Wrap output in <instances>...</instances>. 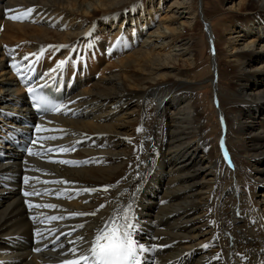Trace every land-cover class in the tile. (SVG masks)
<instances>
[{
	"label": "bare ground",
	"instance_id": "6f19581e",
	"mask_svg": "<svg viewBox=\"0 0 264 264\" xmlns=\"http://www.w3.org/2000/svg\"><path fill=\"white\" fill-rule=\"evenodd\" d=\"M163 1L8 0L5 3L11 12L6 10L4 15L7 17L4 21L0 20V23L3 22L0 25V106L8 104L11 91L20 95L24 85L19 84L13 90L10 82L13 77L22 79L18 70L32 66L31 61L24 57L29 58L30 53L37 52L41 47L46 50L34 66L37 81H53L55 76H60L65 79L66 90L70 83L78 79L79 88L74 94L70 115L64 117L55 114L42 120L48 125L51 123L48 118H51L52 126L60 130L55 133H66V138L90 135L75 151L79 157L89 156L86 164L59 169L60 174H64L63 181L68 182L61 183L59 187L62 190L64 185L70 187L68 194L79 186H86L87 191L94 189V193L86 198L75 195L73 199L67 200L64 197V209L57 214L96 213L70 216L72 220L86 222L77 234V237H83V243L88 242L92 233L103 227L101 224L114 212L130 208L133 194L130 195L137 187V195L140 197L141 192L143 195L141 185L146 171L151 176L145 187L150 185V181L160 188L163 184L168 187L176 183L171 189L169 187L168 192V188H162L160 197L163 205L155 212V218H158L155 223L172 219L166 225L169 230L156 229L150 235L159 241L158 244L175 239L177 246L174 244L173 250L157 258L155 264H161L164 258L181 251L182 257H198L190 264H202L198 253L205 250L212 264H264V121L259 118V114L264 112V59L256 66L248 67L256 52L254 44H264V31H259L261 26L264 28V0H240L238 6L236 3L231 4L220 13L219 5L214 3L210 9L201 10L199 0H169L168 7L163 5L159 8ZM28 3L35 5V10L41 8V13L48 10L44 20L34 21L36 16L26 21L10 18L23 14L25 10L21 8L28 6ZM139 4L142 9H146V13L139 21L122 26L118 14L125 9L133 10ZM14 7L18 9H12ZM215 13L223 15V21L219 20L210 33L202 20L210 23ZM55 20L56 26L47 24ZM104 24L110 30L115 27V30L109 31L108 28V31H102L97 37L106 41L109 50L114 49L112 55L104 53L96 39L89 37ZM142 27V31L148 34L140 39L137 43L139 46L131 49L133 45L126 44L136 38L138 29ZM237 27L239 30L227 38V34ZM82 43L94 47L89 51ZM77 45L83 46V55L79 56L77 49H74L69 56L71 60L66 58L68 62L57 67L69 48ZM204 49L207 78L210 81L216 74L219 79L217 87L210 92L208 105L212 112L214 105L220 107L215 108L217 117L227 122L226 132H231L229 136L219 132L216 122L215 146L210 149L201 145L205 135H202L203 123L198 125L202 115L195 110L199 101L185 95L186 90L192 89L200 80V70L204 64H198L197 60ZM261 54L264 57V50ZM6 58L8 64L4 66ZM14 64L16 67H13ZM223 80L226 82L221 85ZM249 85H258V90L245 92ZM145 91L146 95L147 92L155 95V91L160 94L161 98L155 104L161 105L164 101L161 106L165 109L156 118L154 107L147 106L152 114L149 116V125H146L147 142L146 146L137 149L135 144L140 142L145 133L140 117L142 105L138 103ZM175 99L180 102L176 107L172 105ZM113 104L117 105L116 108ZM76 110L77 114L74 113ZM133 111L136 113L132 114ZM159 118L162 124L157 128H163L164 133L159 138L153 136L150 139V135L156 133L154 125L161 121ZM59 120L64 123L56 124ZM100 120L104 122L99 123ZM231 122L236 123V128L232 129ZM212 128L214 125L206 135L214 132ZM151 140L154 143L152 147L149 146ZM90 145L94 149L87 147ZM211 149L216 151L215 158L212 157ZM149 152L151 157L147 156ZM155 156L157 164L152 165ZM92 162L96 164H89ZM165 163L170 170L163 173L161 170ZM47 177L49 175L33 178L35 189L30 186L25 192L30 191L31 195L23 198L26 208L29 204L42 203L47 198V194H32L49 186L41 182ZM103 188L106 189L102 195L104 197L97 200L96 195ZM78 192L84 193L81 189ZM14 193H0V248L5 246L3 234L18 230L27 233L30 224L25 214L36 215L39 211L33 207L27 208V213L23 211ZM166 199L174 200L164 204ZM86 203L90 205L83 206ZM45 213L48 217L54 212L47 211L40 216ZM168 213L172 215L168 217ZM32 221L30 218L29 222ZM70 237H74V234ZM5 251L0 249V255L3 252L2 256H10ZM28 254L27 251L13 254L19 257L16 264L41 263L38 261L41 253L34 251L27 259Z\"/></svg>",
	"mask_w": 264,
	"mask_h": 264
},
{
	"label": "rangeland",
	"instance_id": "374dc122",
	"mask_svg": "<svg viewBox=\"0 0 264 264\" xmlns=\"http://www.w3.org/2000/svg\"><path fill=\"white\" fill-rule=\"evenodd\" d=\"M8 0H4L2 3H0V5H4L5 4V2H7ZM168 1L169 0H164L163 1V4L161 5V4H159V8L160 7H162L163 5L164 6H167L168 5ZM239 1L240 0H225V1H222L221 2V0H201V2H200V0H199V4H200V9L201 10H206V9H210V7H211V5L214 3V4H218L219 5V7H220V10H219V13H220V11H224L227 7H230L231 6V4H234V3H236L237 4V6L239 5ZM257 1H259V0H252V2H257ZM261 1H263V0H261ZM28 5H32V4H29L28 3ZM4 6H6V5H4ZM139 6V7H138ZM137 7H135V8H133V10H132V8L131 9H125L123 12H120V14H118V18H122V22H125V23H127V21H128V23L129 24H132L134 21H137V20H139V18L141 19L142 17L141 16H143V14H145L146 13V9L144 10V8L142 9L141 8V5L139 4ZM168 7V6H167ZM23 8H25L24 6H23ZM22 8V9H23ZM165 9H167L166 7H165ZM141 10V11H140ZM145 12H144V11ZM200 10V11H201ZM40 11V8L39 9H37V10H35V11H33L32 13H31V15L30 16H32V14H36L37 12H39ZM46 11V10H45ZM127 11V12H126ZM5 13V12H4ZM4 13H2V15H1V17H4L3 16V14ZM161 13V12H160ZM219 13H215V15L213 16L212 15V19L210 20L211 22V24L209 23V22H204V19L202 20L203 21V24L205 25V29L207 28V30L208 31H210V33L212 32V29L215 27V25L216 24H219V20L220 21H223V15H221V14H219ZM253 13V12H252ZM123 15V16H122ZM202 18V17H201ZM127 19V20H126ZM137 19V20H136ZM157 19V18H156ZM24 21H26V20H24ZM120 22H121V20H119ZM218 21V22H217ZM217 22V23H216ZM53 23L54 22H52V23H47V24H49V26L50 27H53L54 25H53ZM3 24V22H1L0 23V25H2ZM255 25V24H254ZM123 26V25H122ZM255 26H258V24H256ZM254 26V27H255ZM113 29H115V28H112L111 30L113 31ZM153 29V28H152ZM108 30H110V28L108 29ZM110 30V31H111ZM237 30H239V28L237 27V29H235V31H230L231 33H229V34H227V38H229V37H232V35H234L235 34V32L237 31ZM259 31H264V28H263V26H261V28H260V30ZM102 31H101V29L100 28H97L96 30H95V32H94V36L96 35V36H98L99 35V33H101ZM143 32V33H142ZM148 33L145 31V30H143L142 31V29H141V33L139 34V36L137 37V39H136V41H135V43L133 44L134 46L132 47V48H135V47H137V46H139L137 43L140 41V39L142 38V37H145L146 35H147ZM226 36V35H225ZM98 42H99V45L101 46V47H103V49H105V51H106V46H107V43H106V41L105 40H102V39H98ZM211 43V42H210ZM137 44V45H136ZM186 45V44H185ZM263 45L264 44H261V43H256V44H254V50L256 51L252 56V58H253V62L250 64V66H248L249 68L250 67H253V66H256L257 64H259L260 62H262L263 61V59H264V57H263V55L261 54L260 55V52L262 51V50H264V47H263ZM210 46H212V45H210ZM238 46H240V45H238ZM257 47V48H256ZM259 47V48H258ZM131 48V49H132ZM212 48H214V47H212ZM131 49H129V50H131ZM205 52V49L204 50H201L200 51V53H199V59L197 60V63L199 64V63H201V62H203V64H204V66L201 68V70H200V72H202L201 73V76H200V80H198V82L197 83H195V85H194V87L192 88V89H188V90H186L187 91V93L185 94L186 95V97L187 96H189L190 98L192 97V98H195L196 99V101L198 102L199 101V103H197V105H198V108H196L195 110H197L198 111V113L200 114V115H202L201 116V121H199V123H198V125L202 122L203 123V129H202V135H205V139L202 141V139H201V137H200V142L202 141V144L201 145H204L205 147H207V148H211L212 146H215V134L217 133V125H215V123L217 122V124H218V126H219V132H221V133H223L224 135H226V134H228L227 132H226V126H227V122H225V121H223L222 119H221V117H220V120H219V117H217V108L218 109H220V107L218 106V105H214L213 107H215L214 108V111L212 112V109H210L209 108V105H208V103H209V99H210V97H209V95H210V92H211V90L214 88V87H217V85L219 84V79H218V77L216 76V74H214V78L213 79H211L210 81H209V79L207 78V72H208V66H207V62H206V54L204 53ZM6 62V61H5ZM4 61H3V65L4 66H6V64L7 63H5ZM215 63V62H214ZM204 68V69H203ZM108 74V73H107ZM104 75V74H103ZM205 75H206V77H205ZM105 76V75H104ZM224 82H226L225 80H223L220 84L222 85V84H224ZM11 84H12V81L10 82ZM224 87H226V86H224ZM257 87H258V85H256V86H254V85H249V86H247L246 87V89H245V92H251V91H253V92H256L258 89H257ZM14 88H15V86H13V90H14ZM11 89V90H12ZM215 90H216V88H215ZM149 92L150 91H153V90H148ZM149 92H147V95H146V91L145 92H143L142 93V95L140 96V100H139V102L138 103H140V106H141V108H142V112H140V117H141V124H143V132H145L144 134H143V136H142V138L143 139H145V140H142V138L140 139V142L139 143H137V144H135L136 146H137V149L140 147V148H143L144 147V145L146 146V142H147V139H146V133H147V131H146V129H147V127H146V125H149V121L151 120V117H149V116H152V114L149 112V110L147 109V106L149 107V106H153L154 107V112L153 113H155L156 114V118H158L157 117V114H160L161 112L163 113L164 112V107H162L161 105L164 103V101H160L161 102V105H160V103H158V104H155V102L157 101L158 102V99L159 98H161V96H160V94L158 95L157 94V92L155 91V95H150L149 94ZM243 92H244V90H243ZM191 95V96H190ZM150 96H151V98H150ZM168 96H169V94H168ZM147 97V98H146ZM145 100V101H144ZM153 100V101H152ZM164 100H165V97H164ZM176 100V101H175ZM175 100H173L172 102V105H174L175 107L180 103L179 101H177L178 99H175ZM213 100V99H212ZM176 103H175V102ZM215 100H213V102H214ZM144 102H145V104H144ZM156 102V103H157ZM216 103H217V101H215ZM175 103V104H174ZM215 103V104H216ZM211 104H212V101H211ZM214 104V103H213ZM114 106H115V108H116V104H113ZM113 105H111V107H114ZM161 110V111H160ZM163 110V111H162ZM168 110V113L170 112V110H171V107H170V109H167ZM194 110V111H195ZM112 111V110H111ZM157 111V112H156ZM194 111L192 112V113H194ZM216 111V112H215ZM160 112V113H159ZM136 113V111H133L132 112V114H135ZM263 114V115H262ZM256 116H257V114H256ZM263 116V117H262ZM145 118V119H144ZM161 119H163L162 117H160ZM159 118V120H161ZM259 118L262 120V121H264V112L263 113H260L259 114ZM146 120V121H145ZM158 120V121H159ZM102 122H104V120H100V122L99 123H102ZM143 122V123H142ZM224 122V131H223V129H220V125L222 124ZM159 123V124H158ZM162 124V120L161 121H159V122H157V124H155L154 125V128H155V131H156V133L155 134H151L150 135V139H152V137L154 136V138L156 139V137H160V136H162L163 135V133H164V130H158V128H157V126H159V125H161ZM213 125H214V128H212V129H214V132L213 133H210V134H207L206 135V133H208L209 131H210V129H211V127H213ZM231 125H232V129H234V128H236V123L235 122H231ZM153 125H151V127H152ZM162 127V126H161ZM153 128V129H154ZM152 130V129H151ZM149 131V130H148ZM216 132V133H215ZM158 133V134H157ZM215 133V134H214ZM231 133V132H230ZM228 134V136L229 135H231V134ZM162 134V135H161ZM232 134L233 135H236L234 132H232ZM158 135V136H157ZM217 135V134H216ZM223 135V136H224ZM156 136V137H155ZM221 136V135H220ZM231 137V136H230ZM165 140L167 141V139L165 138ZM152 144V145H151ZM153 144L154 143H152V140L150 141V143H149V146L150 147H152L153 146ZM169 145V144H168ZM168 145H166V150H167V148H168ZM169 146H171V145H169ZM100 148H104V147H100ZM209 148V149H210ZM169 149H171V148H169ZM211 154H212V157L213 158H215V155H216V151H213L212 149H211ZM151 153L149 152L148 154H147V156H149V157H151ZM219 156V155H218ZM170 169H169V166H167V164L165 163L164 165H163V167H162V172L164 173L165 171H169ZM253 183V181L252 182H250V184H252ZM176 183H174V184H171V185H169L168 187L166 186L165 187V184H163L161 187L164 189V188H168L167 189V192L168 191H170V189H171V187H173L174 185H175ZM169 187H170V189H169ZM162 188H160L159 187V189L160 190H158V195H162V191H163V189ZM99 191H101L100 192V194L99 195H96V199L97 200H101L103 197H102V195L104 194V192H105V189L103 188V191L100 189ZM99 191L98 192H95V193H99ZM88 195L89 194H93V192H91V193H87ZM175 199H177V198H175ZM173 200L174 199H166L165 201H164V204L166 203V204H170L171 202H173ZM86 202V201H85ZM4 203V202H3ZM86 205H90V203H86V204H83V206H86ZM160 205H163V201H160L159 203H158V205H156L155 206V208H153L152 210H153V214H155V212L157 211V209H158V207L160 206ZM169 214V216L168 217H170L171 216V214L170 213H168ZM172 219L170 218L169 220H167V221H163V224H161V225H159L158 227L161 229V227H164L163 229H166L167 227H166V225L167 224H169L168 222H170ZM167 230H169L168 228L165 230V231H167ZM86 240V239H85ZM75 242H77V238H76V240H74V242H68L67 244H65L66 245V247L67 248H69V247H71V246H73L74 245V243ZM176 246H177V244H176ZM175 246V247H176ZM58 253V254H57ZM60 253V254H59ZM61 253H62V248H60V249H57V250H55V251H53V255H55V256H60L61 255ZM205 253H207V251L205 250L204 252H202V253H199V256H201V255H203V254H205ZM205 258V261L206 262H210V261H208L206 258L207 257H200L199 258V260H202V259H204ZM195 259H196V257H195Z\"/></svg>",
	"mask_w": 264,
	"mask_h": 264
},
{
	"label": "snow or ice",
	"instance_id": "6c2138e0",
	"mask_svg": "<svg viewBox=\"0 0 264 264\" xmlns=\"http://www.w3.org/2000/svg\"><path fill=\"white\" fill-rule=\"evenodd\" d=\"M34 9H28L21 15H13L10 18L13 20H23L26 19ZM49 47H63V46H49ZM43 51V49L41 50ZM25 60L28 59L27 56L24 57ZM71 60V57H69ZM68 61H60L57 67H61ZM13 67H16L14 64ZM31 65L28 66V71H32ZM20 70H18L19 74ZM42 86L40 89L33 87L29 88V93L32 96L34 102V107L41 112L59 111L62 107L60 104H53L48 96L43 92ZM39 130V129H37ZM140 129H138L139 131ZM46 139H57V137H47ZM67 148L61 149H49V151H66ZM57 162V161H54ZM62 164L74 165L75 162L68 160L58 161ZM25 182H27L28 177H25ZM44 183L43 181H41ZM56 183H68L67 181H55ZM106 190V189H105ZM94 191V189L92 190ZM33 195H43L42 192H34ZM28 195V193H25ZM37 208H51L55 209L57 205L51 204H38L33 205ZM103 207V205H101ZM96 213H73V215H95ZM63 217L51 216L48 217L49 220L62 219ZM79 227H83L80 225ZM135 229V224L129 215V210H120L119 212H114L107 221L103 224V227L96 229L95 239L91 242V247L88 250L90 255H80L78 259H71L65 261V264H140L138 259L139 253L146 251V247L140 244L134 239L133 230ZM70 235V233H69ZM81 240L83 237L80 238ZM207 247V245H205ZM39 251L40 249H36ZM75 253L76 249H72Z\"/></svg>",
	"mask_w": 264,
	"mask_h": 264
}]
</instances>
